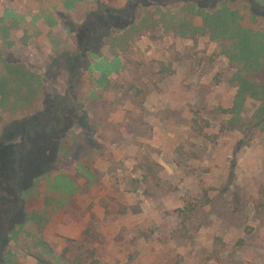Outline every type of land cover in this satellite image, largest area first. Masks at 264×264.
I'll return each instance as SVG.
<instances>
[{
    "label": "rangeland",
    "instance_id": "374dc122",
    "mask_svg": "<svg viewBox=\"0 0 264 264\" xmlns=\"http://www.w3.org/2000/svg\"><path fill=\"white\" fill-rule=\"evenodd\" d=\"M128 1L0 0V139L58 96L76 109L69 129L39 141L55 157L8 242L13 264L63 252L84 264H264V92L239 94L219 42L167 31L151 0L109 26L95 57L82 50L88 14ZM158 1L184 16L186 0ZM225 4L254 13L250 0ZM253 27L264 31L263 15ZM244 77L264 85L263 70Z\"/></svg>",
    "mask_w": 264,
    "mask_h": 264
},
{
    "label": "trees",
    "instance_id": "16d2710c",
    "mask_svg": "<svg viewBox=\"0 0 264 264\" xmlns=\"http://www.w3.org/2000/svg\"><path fill=\"white\" fill-rule=\"evenodd\" d=\"M139 0L128 1L124 9H115L104 5H99L95 11L89 13L82 31L85 34L80 36L82 50L88 51L92 56H96V51L102 47L113 33L109 31V26L128 22L133 6ZM152 8L158 12L159 17H166L173 21L167 25L166 30H172L177 36L192 38L197 34L207 33L209 39L217 41L221 45V52L232 62L236 68L234 80L237 82L239 94L244 95L252 92L255 97L264 92V85L256 82H249L244 75L259 74L264 71V31L256 30L253 25L257 15L264 16V4L250 0L254 13L251 16L239 15L236 11H231L226 2L230 0H208L210 3L217 1L220 9L204 12L199 6L201 1H184L180 11L184 16L170 15L168 10L161 11L158 0H151ZM176 12V11H174ZM196 14L202 18V26L194 27L191 18ZM154 15L150 12V16ZM164 15V16H163ZM143 23L149 19L144 17ZM93 23H96L95 28ZM133 23L117 27L116 30H132ZM131 29L127 30V28ZM134 29V28H133ZM93 30L95 36L92 40L86 38V32ZM138 30V29H135ZM83 38V39H82ZM74 67L77 61H72ZM83 70L77 66L79 74L82 75L91 68L88 61H84ZM83 71V72H82ZM58 102L47 103L46 109L40 117L33 121L14 123L16 128L11 130V137L0 139V264H13L10 252L7 250L11 235L15 234L16 226L23 228L26 225L24 217V203L28 194L35 187V183L48 175V166L55 156H46L45 146L39 141H50L51 135L59 133L62 129H69L73 124V115L76 111L74 103L57 97ZM73 101V100H72ZM75 102V101H74ZM42 247L44 242H39ZM63 252L55 258L60 264H84L79 259H68ZM89 264H97L93 261Z\"/></svg>",
    "mask_w": 264,
    "mask_h": 264
}]
</instances>
